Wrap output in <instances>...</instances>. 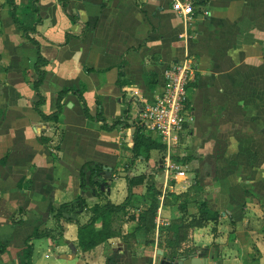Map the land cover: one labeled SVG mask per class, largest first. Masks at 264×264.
<instances>
[{"label":"crops","instance_id":"obj_1","mask_svg":"<svg viewBox=\"0 0 264 264\" xmlns=\"http://www.w3.org/2000/svg\"><path fill=\"white\" fill-rule=\"evenodd\" d=\"M14 1L20 20L32 24L31 0ZM37 6L41 21L33 37L49 60L40 85L46 97L42 110L54 112L60 90L84 84L91 115L101 108L107 123L121 119L125 124L103 130L74 94L64 100L58 122L45 121L34 108L35 45L15 23L10 5L0 0V242L6 245L0 264H26V240L35 228L55 227L52 207L80 196L88 208L122 203L128 169L131 176L146 177L133 189L127 209L135 216L123 225L128 239L117 236L84 251L77 223H68L58 241H32L33 262L157 264L159 250L166 251L159 247L166 227L184 211L167 191L180 195L191 183L169 181L167 159L157 152L134 157L135 106L141 98L155 97L167 67L188 54L199 69L190 133L203 124L212 130L207 166L199 160L188 165L198 170L193 182L219 219L187 228L181 251L209 250V264H247L255 246L256 263L264 264V0H199L187 21L173 10L172 0H70L68 10L76 20L61 0H39ZM122 64L123 88L118 84ZM88 161L111 168L108 174L103 167L108 180L99 194L81 188L80 169ZM157 161L160 172L153 171ZM149 186L161 191V203L155 225L147 230L138 227V215L149 206ZM90 214L78 207L66 213L80 223Z\"/></svg>","mask_w":264,"mask_h":264},{"label":"trees","instance_id":"obj_2","mask_svg":"<svg viewBox=\"0 0 264 264\" xmlns=\"http://www.w3.org/2000/svg\"><path fill=\"white\" fill-rule=\"evenodd\" d=\"M39 0H31L28 4L29 13L36 15L33 18L32 24H26L20 20L18 17L19 7L14 0H6V3L10 5V11L15 23L23 31V35L28 38L36 48V62L34 65L35 71L37 73V78L34 80L33 86L37 91L38 99L34 103V108L41 115L45 121H54L58 122L60 115L62 113L64 100L69 94H74L78 97L81 106L84 110L85 115L95 121L102 122V129L111 131L115 129L119 124H125L121 119L115 120L113 123H107L106 118L103 116L102 109L100 108L95 116L91 115L87 101L84 97L85 85L82 84L80 88L77 87H65L58 92L56 110L50 114L45 113L42 110V105L46 102L45 95L40 91V85L44 81L47 71L46 66L49 63V60L43 55L41 51L40 43L37 39L33 37V33L36 32L35 24L41 21L39 14V8L37 2ZM64 10L68 15L76 20L75 15H71L68 10L70 0H61ZM123 76V64L120 66V79L118 84L123 88L124 83L121 80ZM198 80L192 83V87H196ZM130 106L128 105L125 109V114L127 116ZM135 130L133 134V145L132 152L134 157L140 155L148 158L152 151H164L167 148V144L162 141L160 138L156 139L151 137L144 128L139 124H134ZM192 158L188 157L186 161H190ZM186 163V162H185ZM103 164L95 161H88L84 163L80 169V185L82 189H92L95 194L98 193V188H101L105 182L108 180V177L105 175ZM128 174L126 180L128 183V196L126 199L120 203L115 204L110 201L104 204H95L91 208H88L84 197L80 196L70 203H63L60 206L52 207L51 215L55 221L54 228L48 227H37L34 232L26 240V249L24 252L25 263L34 264L33 262V253L34 245L33 240L39 238H51L53 241H58L60 238L64 237L65 226L68 223H77L78 231L77 238L80 247L84 251H89L98 245L108 241L111 238L120 236L124 239H128L129 235H125L123 231V225L127 220L135 219V216L129 215L128 207L132 203V198L134 196L133 189L139 185L144 184L146 177L144 175L131 176L129 169L127 170ZM197 181V179H195ZM198 184V183H196ZM148 193L151 196L149 200L148 208L141 211L138 215L139 228L142 227L150 230L155 225V219L158 213V208L160 206L159 194L161 191L154 189L152 186H149ZM169 195V194H168ZM178 194L171 193V197L176 201ZM182 206V205H181ZM78 207L79 211L87 210L91 213L87 222L80 223L76 221L71 216L66 215L70 208ZM186 206H182L185 209ZM219 214L217 212H212L209 208L207 201H203L200 204L199 216H194L192 221L185 225L184 219L182 217L174 219L166 227V239L165 244L162 242L159 243V247L168 251L169 256L173 260V257L180 255L181 253V243H182V234L189 227H202L209 221H218ZM254 251L250 255V261L247 260V264L250 262L256 263L259 262L260 258L258 257L259 251L254 246ZM6 249V245L0 242V254L3 253ZM196 252L189 251L188 253Z\"/></svg>","mask_w":264,"mask_h":264},{"label":"built area","instance_id":"obj_3","mask_svg":"<svg viewBox=\"0 0 264 264\" xmlns=\"http://www.w3.org/2000/svg\"><path fill=\"white\" fill-rule=\"evenodd\" d=\"M198 3L199 0H172V8L187 21L197 13L195 6ZM203 14L209 15L210 11L204 9ZM198 72V64L189 54L167 67L161 91L151 99L141 98L135 106V123L151 137L161 138L171 145L172 132L190 128L196 120L190 91L192 83L198 79ZM166 168L174 178L185 179L186 171L170 158L166 161Z\"/></svg>","mask_w":264,"mask_h":264},{"label":"rangeland","instance_id":"obj_4","mask_svg":"<svg viewBox=\"0 0 264 264\" xmlns=\"http://www.w3.org/2000/svg\"><path fill=\"white\" fill-rule=\"evenodd\" d=\"M194 87H191L190 96L193 93ZM250 103L256 104V99L252 98L249 101ZM62 136V129L59 133V138ZM212 137V130L207 129V125L203 124L201 127H197L195 131L190 133V128L186 127L182 130H174L172 132V144L167 145L166 150L164 151H153L157 152L159 155V159L166 160L168 158L171 159L172 162H175L179 164L184 171H186V177L185 179L178 178L179 182L184 183V181L187 180V182L191 183V186H189L188 190L186 192H182L178 198L176 199V202L180 203L182 206H186L184 211H181V216L185 221H192L193 217L199 216V208L200 204L203 203V201H207L203 189L193 182L192 174L198 172L193 166L188 165L192 160H199L205 162V166L208 163V153H209V142L210 138ZM161 139V138H160ZM188 157H191L192 159L190 161H186ZM186 162V163H185ZM159 162H156V165L153 168V171L160 172L163 167H160ZM188 165V166H187ZM203 165V164H201ZM200 165V166H201ZM167 169V168H166ZM174 173V172H172ZM174 174H169V181H177V178L173 177ZM169 196H171V191H167ZM177 195V194H176ZM188 230H185L182 234V243L186 242L188 240ZM187 245V243H185ZM182 249V247H181ZM184 250V249H183ZM208 250V249H207ZM185 251V252H184ZM181 251L180 255L182 253H188L189 251ZM203 252V250H201ZM209 250L205 253L206 256L208 255ZM44 255V251L41 253ZM179 256L176 255L173 257V260L177 259ZM163 259H171V257L168 254V251L166 250L164 254L158 255L157 257V264H162ZM250 261V257L248 258ZM249 264H254L250 262ZM258 264V263H255Z\"/></svg>","mask_w":264,"mask_h":264},{"label":"water","instance_id":"obj_5","mask_svg":"<svg viewBox=\"0 0 264 264\" xmlns=\"http://www.w3.org/2000/svg\"><path fill=\"white\" fill-rule=\"evenodd\" d=\"M106 172L110 174L111 168L104 167ZM160 254H163L162 250H159ZM162 264H209V257L202 251H196L191 253H183L175 260L163 259Z\"/></svg>","mask_w":264,"mask_h":264}]
</instances>
